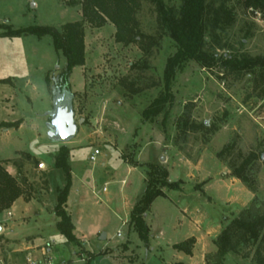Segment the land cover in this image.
Here are the masks:
<instances>
[{
  "label": "rangeland",
  "instance_id": "374dc122",
  "mask_svg": "<svg viewBox=\"0 0 264 264\" xmlns=\"http://www.w3.org/2000/svg\"><path fill=\"white\" fill-rule=\"evenodd\" d=\"M163 1L179 14L182 0ZM229 6L235 19L218 39L227 47L219 48L210 37L209 47L219 55L237 51L264 57V12L247 10L242 0ZM82 20L81 0H0V79L9 81L0 84V162L21 166L20 176L14 169L21 184L26 180L22 199L32 202L0 213L12 226L10 239L0 237V261L86 264L92 257L90 264H261L257 246L243 245L222 260L215 244L247 209L264 213V99L253 89L254 78L238 80L218 67L190 62L173 83L175 101L167 116L146 121L143 112L163 90L167 60L177 50L151 0H142L137 13L144 49L139 43H116L110 22L100 29L85 24L86 63L73 69L69 89L62 78L66 58L50 36L1 37L8 27L61 31ZM63 96L74 97L79 131L68 142H56L50 124ZM5 124L20 125L7 129ZM63 146L73 180L66 211L77 224L78 245L67 243L57 229L55 207L66 179L55 158ZM95 150L100 155L92 162ZM244 162L248 184L232 175ZM149 165L166 170L180 190L164 188L168 199L154 201L145 216L149 237L144 242L130 216L145 194ZM230 192L236 199L224 204L232 200ZM171 199L191 210L189 228L198 235L190 238L193 245L177 228L181 215ZM9 211L14 217L8 218ZM183 242L190 256L174 248Z\"/></svg>",
  "mask_w": 264,
  "mask_h": 264
},
{
  "label": "trees",
  "instance_id": "16d2710c",
  "mask_svg": "<svg viewBox=\"0 0 264 264\" xmlns=\"http://www.w3.org/2000/svg\"><path fill=\"white\" fill-rule=\"evenodd\" d=\"M82 21L68 23L59 31L52 27L32 26L14 30L8 27L1 37L20 38L23 36H35L43 38L50 36L57 52H61L66 58L67 64L62 75L63 81L69 89V79L76 67H83L86 63L85 24L93 28H103L108 22L115 26L116 43L125 46L139 43L142 48L146 36L140 34L137 13L140 10L142 0H81ZM160 10V22L167 35L176 45V52L166 63L164 69L163 90L158 97L143 112L146 121H152L161 114H166L167 107L171 106L175 97L172 93L173 83L179 72L183 71L190 62H195L202 68L212 69L218 67L224 76H233L238 80L245 77L254 78L253 89L259 99H264V57H253L245 53L233 51L219 55L215 47H209L208 38L214 39L218 47L224 49L227 44H222L219 32L225 33L235 19V13L230 8L231 0H182L180 12L177 15L163 0H151ZM247 10L263 11L264 0H242ZM0 28L2 26L0 25ZM232 49V48H231ZM0 84H9L8 80H1ZM6 125L7 129L19 127ZM1 127V126H0ZM202 127H205L203 125ZM224 151L219 154L222 156ZM30 157V155H27ZM69 150L63 146L55 158V166L65 173L66 185L59 192L55 214L59 218L57 229L66 238L67 243L79 244L75 235V225L66 211V205L71 192L73 180L68 162ZM17 167L18 176L21 175V166L12 162ZM135 164V163H133ZM248 162L242 163L232 170V175L248 184ZM134 166H138L135 164ZM147 175L149 177L147 188L143 198L134 207L130 216V223L138 233L141 240L148 242L149 228L145 222V216L150 212L151 206L157 198L165 197L164 188L179 191L180 182H170L169 174L159 166L149 165ZM23 183L18 177L12 176L0 162V213L10 209L14 203L25 195ZM27 202L30 201L28 197ZM194 244V239L189 240ZM186 242L177 244L174 248L178 252L191 255L190 248L185 247ZM218 255L224 260L229 255L240 252L241 246H257V256L261 264H264V213L255 210L254 206L235 218L215 240ZM94 258H88L86 264H90ZM177 264H185L179 262ZM222 264V263H221Z\"/></svg>",
  "mask_w": 264,
  "mask_h": 264
},
{
  "label": "water",
  "instance_id": "95a60500",
  "mask_svg": "<svg viewBox=\"0 0 264 264\" xmlns=\"http://www.w3.org/2000/svg\"><path fill=\"white\" fill-rule=\"evenodd\" d=\"M74 97L63 96L56 102L55 111L50 124V138L56 142H68L74 139L79 131L75 121ZM83 120H80L82 123ZM100 239L105 241L106 234H101Z\"/></svg>",
  "mask_w": 264,
  "mask_h": 264
},
{
  "label": "crops",
  "instance_id": "0c3cea01",
  "mask_svg": "<svg viewBox=\"0 0 264 264\" xmlns=\"http://www.w3.org/2000/svg\"><path fill=\"white\" fill-rule=\"evenodd\" d=\"M9 123L10 122H12V121H8ZM7 122V123H8ZM6 123V122H5ZM9 132V131H8ZM11 163H9V165L7 166V165H4V167L6 168V170L12 175V176H14V177H16V172H15V169H14V165H10ZM226 182H231L232 184H233V182L230 180V181H227V180H223V183H226ZM186 193H182V194H180L179 196H183V195H185ZM230 195H231V199L232 200H230V199H225V201L223 202L224 204H227V203H230V201H233V199H236V194L234 193V192H230ZM164 198H167L168 199V197H167V195L165 194V197ZM235 201V200H234ZM19 202H24V204H32V202L30 203V201L29 202H25V201H23V199L22 198H20L19 200H17L15 203H14V205L11 207L12 208V210H13V208H15L16 207V205L19 203ZM170 202H171V204L172 205H174V208H175V210H176V212H178V214L179 215H181V219L179 220V224L177 225V228H180V229H184V239H190V238H194V237H197L198 235L197 234H195V230L193 229L192 230V228H189L190 226H189V221H188V217H186V214L188 213V211H191L190 209H188L186 206L185 207H182V206H180V205H177L176 203H175V201H173L172 199L170 200ZM13 217H14V215H13ZM207 217H209V216H207ZM226 217V216H225ZM204 221L205 222H207V220H205L203 217H202V222L204 223ZM57 222H59V218H58V221ZM3 223V224H2ZM4 223H6L7 224V227H5V226H3L4 225ZM1 224H2V226H1ZM74 225H75V233L77 232L76 230H77V224H76V222H74ZM149 227H150V231H151V229H152V225H150L149 224ZM218 227H221V225H218ZM11 230H12V226L10 225V223L8 222V220L6 219V218H3L2 216H1V214H0V237H4V238H6V239H10V236H11ZM196 231H200L199 229H197ZM76 235V237H78L79 238V236L77 235V234H75ZM85 240V238L83 237V241Z\"/></svg>",
  "mask_w": 264,
  "mask_h": 264
},
{
  "label": "built area",
  "instance_id": "2783aa9c",
  "mask_svg": "<svg viewBox=\"0 0 264 264\" xmlns=\"http://www.w3.org/2000/svg\"><path fill=\"white\" fill-rule=\"evenodd\" d=\"M99 155H100V151L99 150H95L94 153L92 154L91 158H90L91 161L92 162H96ZM12 217H13V212L9 211L8 218H12ZM120 236H121V233L119 232L118 233V237H120ZM0 264H14V263L9 262V261H5V260H1ZM27 264H39V263L35 262L31 258H28L27 259Z\"/></svg>",
  "mask_w": 264,
  "mask_h": 264
}]
</instances>
